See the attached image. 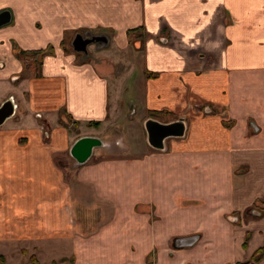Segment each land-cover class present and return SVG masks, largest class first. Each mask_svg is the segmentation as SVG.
<instances>
[{
  "label": "crops",
  "instance_id": "1",
  "mask_svg": "<svg viewBox=\"0 0 264 264\" xmlns=\"http://www.w3.org/2000/svg\"><path fill=\"white\" fill-rule=\"evenodd\" d=\"M4 12L0 264H237L264 245V0H0ZM86 33L108 43L81 60L71 43ZM149 121L177 133L155 147ZM81 137L105 145L76 165Z\"/></svg>",
  "mask_w": 264,
  "mask_h": 264
},
{
  "label": "water",
  "instance_id": "2",
  "mask_svg": "<svg viewBox=\"0 0 264 264\" xmlns=\"http://www.w3.org/2000/svg\"><path fill=\"white\" fill-rule=\"evenodd\" d=\"M9 20V13L4 12L0 14V26L7 24ZM107 43V38L104 35H92L91 33H86L85 35L77 34L72 40L71 48L76 54L87 55V48L90 45H106ZM14 111L15 107L10 99L0 105V126L13 117ZM146 129L148 131L149 142L155 147H161L165 137L177 133L174 127L170 125H158L152 121L147 122ZM181 134L182 132L178 135ZM104 145L105 143L98 138L81 137L73 143L69 150V155L75 161L76 165H82L90 159L95 148ZM197 240L198 236L177 238L174 240L173 245L176 249L187 248L194 245Z\"/></svg>",
  "mask_w": 264,
  "mask_h": 264
},
{
  "label": "trees",
  "instance_id": "3",
  "mask_svg": "<svg viewBox=\"0 0 264 264\" xmlns=\"http://www.w3.org/2000/svg\"><path fill=\"white\" fill-rule=\"evenodd\" d=\"M42 52V51H41ZM41 52H39L40 54H42ZM249 240V235L246 234L245 239L242 243V248L245 249L247 247V243ZM30 260L33 264L36 263V260L34 257H30ZM264 260V245L260 246L259 248H257L252 255L250 256V258L243 263H237V264H260L262 261Z\"/></svg>",
  "mask_w": 264,
  "mask_h": 264
},
{
  "label": "rangeland",
  "instance_id": "4",
  "mask_svg": "<svg viewBox=\"0 0 264 264\" xmlns=\"http://www.w3.org/2000/svg\"><path fill=\"white\" fill-rule=\"evenodd\" d=\"M97 47H99V46H101V44H97L96 45ZM79 56V58L81 59L82 57L80 56L81 54H78ZM81 60H84V59H81ZM63 248V247H62ZM62 255H67V256H70V255H68V254H64V253H62ZM14 259V258H13ZM48 259H49V255L48 254H43V255H40V261L42 262V263H44V262H46V264H47V261H48ZM12 260V259H11ZM36 260V259H35ZM30 261V260H29ZM62 262V261H65V263L64 264H74V259H73V257H67V258H64V259H60L59 260V262ZM60 262V263H61ZM12 263L13 264H27V261L26 260H21V259H14V260H12ZM30 263H31V261H30ZM63 263H61V264H63ZM29 264V263H28ZM264 264V263H263Z\"/></svg>",
  "mask_w": 264,
  "mask_h": 264
},
{
  "label": "bare ground",
  "instance_id": "5",
  "mask_svg": "<svg viewBox=\"0 0 264 264\" xmlns=\"http://www.w3.org/2000/svg\"><path fill=\"white\" fill-rule=\"evenodd\" d=\"M85 218H86V217H85ZM85 218H84V219H85ZM85 220H86V219H85ZM88 221H89V220H88ZM86 222H87V221H86ZM83 223H84V222H83ZM86 224H87V223H86ZM88 224H89V222H88ZM85 226H86V225H85ZM85 228H87V227H85ZM88 228H89V227H88Z\"/></svg>",
  "mask_w": 264,
  "mask_h": 264
},
{
  "label": "flooded vegetation",
  "instance_id": "6",
  "mask_svg": "<svg viewBox=\"0 0 264 264\" xmlns=\"http://www.w3.org/2000/svg\"><path fill=\"white\" fill-rule=\"evenodd\" d=\"M83 56V54H81Z\"/></svg>",
  "mask_w": 264,
  "mask_h": 264
}]
</instances>
